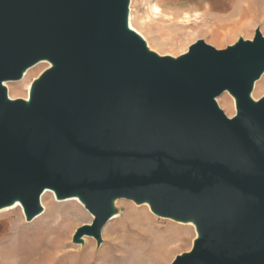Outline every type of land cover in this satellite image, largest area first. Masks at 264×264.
<instances>
[{"label": "water", "instance_id": "95a60500", "mask_svg": "<svg viewBox=\"0 0 264 264\" xmlns=\"http://www.w3.org/2000/svg\"><path fill=\"white\" fill-rule=\"evenodd\" d=\"M128 0H0V207L27 220L45 188L77 196L100 238L118 198L192 222L197 236L170 264H264V36L218 50L202 39L177 57L128 29ZM51 66L28 101L2 81ZM228 91L229 118L215 98Z\"/></svg>", "mask_w": 264, "mask_h": 264}, {"label": "rangeland", "instance_id": "374dc122", "mask_svg": "<svg viewBox=\"0 0 264 264\" xmlns=\"http://www.w3.org/2000/svg\"><path fill=\"white\" fill-rule=\"evenodd\" d=\"M219 2L132 0L130 13L133 26L160 55L177 57L198 39L218 50L225 49L240 37L251 39L256 28L264 36V24H251L249 32L243 33L242 26L246 25L232 2L229 8L227 0L221 5ZM185 13L190 15L187 21ZM44 69L45 63L37 68L31 66L32 72L25 78L6 81L8 94L12 98L25 97ZM263 81L264 72L257 84ZM263 95L264 86L253 100ZM215 100L226 115L228 109L236 112L235 99L228 91ZM40 203L41 212L31 220L19 206L0 211V264H170L175 256L191 249L197 236L191 223L158 216L148 204L118 198L114 214L100 229L99 239L82 235L74 241L76 230L90 224L93 215L78 199H58L51 192L40 196Z\"/></svg>", "mask_w": 264, "mask_h": 264}, {"label": "bare ground", "instance_id": "6f19581e", "mask_svg": "<svg viewBox=\"0 0 264 264\" xmlns=\"http://www.w3.org/2000/svg\"><path fill=\"white\" fill-rule=\"evenodd\" d=\"M131 1L132 0H128V13H127V17H126V23H127V27H128V29H130V30H132L133 32H135L137 35H139L141 38H142V40L145 42V45H146V47H147V49L149 50V51H153L152 50V48H151V45H150V43L145 39V37H144V35L138 30V29H136L134 26H133V20H132V15H131V13H130V4H131ZM183 18L187 21V20H189L190 19V15H188L187 13H185V15L183 16ZM157 53V52H156ZM42 63H45L46 64V68H48L49 66H51V64L47 61V60H39V61H37L34 65H32V66H34L35 68H37V66H40V64H42ZM31 67V66H30ZM29 67V68H30ZM29 68H27V69H25L24 71H23V73H22V76H23V78H25L29 73H31L32 72V70L31 71H29ZM45 70V69H44ZM43 72V71H42ZM264 72V71H263ZM262 72V73H263ZM31 75V74H30ZM29 75V76H30ZM261 76V75H260ZM257 80L258 79H256L254 82H253V86H252V89H251V91H250V93H249V97L251 98V99H254L253 98V96H255V94H257L258 92H259V90H260V88H262V86H264V81L263 82H261L260 84H257ZM8 81V80H7ZM5 82L6 81H2V86H4L5 88H6V90H7V97L10 99V100H12V99H15V97H13L12 98V94H8V87H7V85L5 84ZM12 89H14V88H12ZM12 89H10V91L11 92H13V90ZM30 90H31V85H30V87L28 88V91H27V93H26V96L25 97H18V99L19 98H21V99H23L24 101H28V99H29V96H30ZM225 98L226 97H223V100H225ZM218 99V98H217ZM235 109V108H234ZM228 112L229 113H227V116L229 117V118H231V117H233L234 115H235V111L233 112L231 109H228ZM47 192H51V193H53L52 192V190H50V189H48V188H45L43 191H42V193H41V195L40 196H42V195H44V194H46ZM54 194V193H53ZM68 198H71V199H74V198H76V199H78L79 200V198L77 197V196H73V197H68ZM67 198V199H68ZM80 201V200H79ZM81 202V201H80ZM114 203V202H113ZM81 204H82V202H81ZM145 204H148V203H146L145 202ZM40 205H41V207H42V204L40 203ZM83 205V204H82ZM20 207L21 209H22V206H21V204H20V202L18 201V200H14L13 202H11L10 204H8V205H5V206H3V207H0V211H2V210H6V209H13V208H15V207ZM43 212V211H42ZM179 222V221H178ZM185 223V222H184ZM193 224L192 222H188V223H185V224ZM54 246V244H52V247Z\"/></svg>", "mask_w": 264, "mask_h": 264}, {"label": "crops", "instance_id": "0c3cea01", "mask_svg": "<svg viewBox=\"0 0 264 264\" xmlns=\"http://www.w3.org/2000/svg\"><path fill=\"white\" fill-rule=\"evenodd\" d=\"M221 5L224 0H212L215 5ZM232 2V8H235L240 19L246 26H242L243 33H248L251 24H264V0H227L228 8ZM233 11V10H232Z\"/></svg>", "mask_w": 264, "mask_h": 264}]
</instances>
